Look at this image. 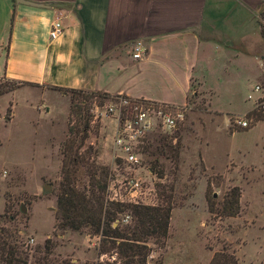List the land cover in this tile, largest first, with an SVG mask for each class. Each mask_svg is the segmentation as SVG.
Instances as JSON below:
<instances>
[{
	"label": "rangeland",
	"instance_id": "374dc122",
	"mask_svg": "<svg viewBox=\"0 0 264 264\" xmlns=\"http://www.w3.org/2000/svg\"><path fill=\"white\" fill-rule=\"evenodd\" d=\"M256 15L257 26L264 28V7ZM253 25L223 26L227 34L240 36L243 46L225 47L217 61L201 67L192 83L184 121L175 131L149 134L140 145L137 165L116 158L110 120L89 123L79 152L91 147L94 153L89 162L108 169V203H116L111 200L113 190L124 204L158 207L171 198L168 236L164 247L148 240V264L158 260L203 264L215 254L232 256L237 264H264V103L247 100L260 80L264 46L255 37ZM13 85L0 74L1 93ZM15 86L13 91L19 88ZM153 90L164 95L162 87ZM13 91L0 95V215L5 209L16 214L28 264L46 240L56 243L51 258L59 263L122 264L119 256L101 262L99 238L86 231L59 235L53 229L63 151L75 139L79 125L78 95L44 94L32 88L10 94ZM96 102L87 105L89 115L94 105L106 103ZM239 118L249 122L247 129L235 127ZM83 179L87 184L88 177ZM235 187L240 190L239 213L223 216L224 198ZM131 197L139 204L129 201ZM130 223L126 212L112 227Z\"/></svg>",
	"mask_w": 264,
	"mask_h": 264
},
{
	"label": "crops",
	"instance_id": "0c3cea01",
	"mask_svg": "<svg viewBox=\"0 0 264 264\" xmlns=\"http://www.w3.org/2000/svg\"><path fill=\"white\" fill-rule=\"evenodd\" d=\"M263 7L264 0H0V74L19 85L12 95L58 88L184 106L201 67L225 47L243 46L224 25H256L264 46L256 23ZM55 21L64 31L51 40ZM136 41L147 49L141 61L131 57Z\"/></svg>",
	"mask_w": 264,
	"mask_h": 264
},
{
	"label": "trees",
	"instance_id": "16d2710c",
	"mask_svg": "<svg viewBox=\"0 0 264 264\" xmlns=\"http://www.w3.org/2000/svg\"><path fill=\"white\" fill-rule=\"evenodd\" d=\"M260 30L264 41V28L261 27ZM12 87L10 91L16 86ZM55 90L78 95L79 125L78 130L74 132L75 139L71 144H66L63 151L65 161L56 191L54 232L60 235L65 232L86 231L90 236L99 238V255L113 251L123 260L122 264H148L147 258L151 253V249L146 245L148 240L152 239L155 244L164 247V240L168 236L172 210L171 198L163 199V204L158 207L108 203L105 198L108 169L89 162L94 153L91 147L82 153L79 150L86 139L89 123L93 121V115L88 114L87 105L92 104L93 100L102 104L110 100L111 96L97 92L58 88ZM10 91L3 93L1 91L0 95ZM73 131L74 129H70V133ZM77 137L80 141L74 147ZM152 170L155 171V168L152 167ZM84 177H88L87 184L84 182ZM239 198L240 190L237 187L232 188L224 198L221 214L226 217L236 216L239 213ZM126 212L131 216V223L122 227L119 225L112 227L119 215ZM20 235L16 214L10 209H5V214L0 215V264H28L29 255L23 249L24 244ZM55 247L56 243L46 240L39 251L35 250L38 255L33 256L32 264H70L67 261L59 263L56 258H51L55 255ZM152 264H163V262L158 260ZM209 264H237V260L232 256L215 254Z\"/></svg>",
	"mask_w": 264,
	"mask_h": 264
},
{
	"label": "built area",
	"instance_id": "2783aa9c",
	"mask_svg": "<svg viewBox=\"0 0 264 264\" xmlns=\"http://www.w3.org/2000/svg\"><path fill=\"white\" fill-rule=\"evenodd\" d=\"M60 21L51 24L49 37L58 39L63 33ZM147 55V49L141 41H136L131 47V57L134 61H141ZM260 80L257 81L249 95L248 101H261L264 103V54L259 59ZM258 95V97H257ZM186 105L173 106L145 99H132L123 95L112 96L104 105H94L92 109V123L104 119L111 121V140L116 158L127 165H137L140 145L147 136L155 131H175L184 121ZM235 127L247 129L249 122L246 118L235 119ZM111 200L123 204L122 197L115 190L112 191ZM129 201L139 204L138 201ZM127 222V220L125 221ZM116 253L111 255L100 254L99 260L104 262L115 261Z\"/></svg>",
	"mask_w": 264,
	"mask_h": 264
},
{
	"label": "water",
	"instance_id": "95a60500",
	"mask_svg": "<svg viewBox=\"0 0 264 264\" xmlns=\"http://www.w3.org/2000/svg\"><path fill=\"white\" fill-rule=\"evenodd\" d=\"M44 191H49V187L47 185L45 186ZM22 212H25L24 208H22Z\"/></svg>",
	"mask_w": 264,
	"mask_h": 264
}]
</instances>
